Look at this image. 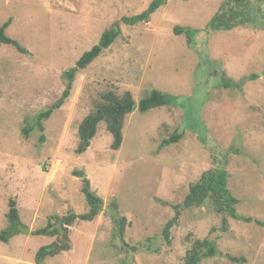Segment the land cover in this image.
I'll use <instances>...</instances> for the list:
<instances>
[{
  "label": "rangeland",
  "instance_id": "1",
  "mask_svg": "<svg viewBox=\"0 0 264 264\" xmlns=\"http://www.w3.org/2000/svg\"><path fill=\"white\" fill-rule=\"evenodd\" d=\"M153 1L0 0V26L11 21L7 35L24 50L0 46V232L11 199L20 217L18 234L0 242V264H36L37 251L56 238L33 232L88 211L74 171L88 179L103 211L93 222L76 221L71 249L43 264H183L193 243L206 239L217 252L200 264H264V0H250L257 26L231 31L209 27L226 0H165L148 22L123 23ZM111 27L119 37L76 74L40 132L35 118L58 102L66 73ZM108 90L131 92L136 104L156 90L169 103L135 109L117 151L100 123L78 155V126ZM214 167L225 169L237 214L251 222L227 218L223 231L208 203L180 209L166 243L174 208Z\"/></svg>",
  "mask_w": 264,
  "mask_h": 264
},
{
  "label": "trees",
  "instance_id": "2",
  "mask_svg": "<svg viewBox=\"0 0 264 264\" xmlns=\"http://www.w3.org/2000/svg\"><path fill=\"white\" fill-rule=\"evenodd\" d=\"M165 4V0H155L149 9L137 16L124 18L123 23L134 25L137 22H148L149 16L154 13L160 6ZM256 10L251 6L250 0H226L218 9V12L210 22V29L214 31H231L238 27L247 25L257 26L253 22V15ZM261 13L260 9H257ZM11 21L5 22L0 26V46L9 45L14 47L18 52L23 53V48L14 40L8 37L7 28ZM174 32L179 35L184 31L181 28H175ZM120 30L111 27L105 31L97 45L93 46L89 51L85 52L76 62L75 68L69 70L65 79L66 89L63 91L61 98L51 108L46 109L38 114L34 124L40 132H44L43 123L48 120L55 109L61 108L67 98L70 96L72 83L77 73L85 70L95 59H97L106 49H108L114 41L119 37ZM169 103L168 97L159 91L152 90L145 94L136 104L134 96L131 92L117 94L115 90H108L99 95L98 100L92 103L93 108L83 118L78 126V146L75 150L76 154L81 155L90 147L92 139L96 136L97 128L100 123H104L106 131L112 136L111 149L117 151L122 144L123 126L127 117L137 109L141 113L148 112L155 108H160ZM33 129L29 126L23 129L24 137ZM180 139L179 135L171 138L170 142H176ZM43 141V135H41ZM75 177L81 176L83 187L81 189L88 205V211L81 215L69 213L65 217H54L47 225L33 232L35 236L55 237V241L49 245L41 247L36 254L35 263L43 264L46 258L55 257L63 251L71 249L69 241V228L76 221L93 222L103 211V201L96 196L89 187L88 179L80 174L73 172ZM229 175L223 168H211L202 173L199 180L189 188V193L185 197L181 206H177L175 216L166 223L163 228L162 236L166 243H170V230L177 223L180 216V209L188 210L191 208H199L208 203L214 213L221 217L222 230L225 231L227 218L234 220H243L247 223L251 222L249 218H242L237 214L236 206L239 201L230 193L228 189ZM8 226L0 232V242L8 243L12 236L17 235L20 226L19 212L16 208V202L10 200L8 203V212L6 214ZM125 222V221H124ZM124 227H120V239L124 242ZM128 247V246H125ZM130 250L136 252L137 247H129ZM216 248L213 242L209 240L195 241L192 248L188 250L184 256L183 264H200L203 259L212 258L216 254ZM227 259L231 262L238 263L240 260L229 255Z\"/></svg>",
  "mask_w": 264,
  "mask_h": 264
}]
</instances>
